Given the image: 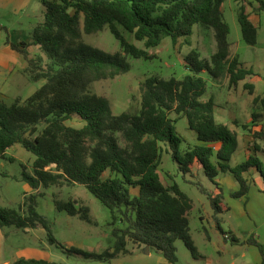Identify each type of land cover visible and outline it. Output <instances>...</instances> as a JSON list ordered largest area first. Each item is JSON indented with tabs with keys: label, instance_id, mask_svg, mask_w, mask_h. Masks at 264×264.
Segmentation results:
<instances>
[{
	"label": "trees",
	"instance_id": "1",
	"mask_svg": "<svg viewBox=\"0 0 264 264\" xmlns=\"http://www.w3.org/2000/svg\"><path fill=\"white\" fill-rule=\"evenodd\" d=\"M41 2L44 18L33 28L31 41L15 44L6 39L26 60L24 72L28 78L45 82L25 100L16 98L10 104L0 100V157L5 158L9 148L20 144L35 156L32 170L22 165L20 176L32 190L81 184L109 209L115 238L112 250L92 253L70 248L69 252L110 261L125 254L130 241L153 248L167 263L176 264L175 243L179 239L194 258L198 257L189 228L192 200L176 182L162 181V151L170 155L183 181L194 185L208 199L215 226L223 235L218 216L222 213L223 189L217 182L218 175L229 173L235 178L239 188L232 195L236 198L248 193L250 170L264 181V163L255 153L236 166L230 165L238 145L237 133L216 120L213 98L203 99L208 85L201 73L206 72L213 80L227 78L234 86L252 74L251 69L231 56L225 0ZM248 5L257 12L264 11V0H241L237 13L243 40L254 46L258 27L250 19ZM196 25L213 30L215 52L208 60L190 49L183 57L188 72L181 79L147 77L141 85L138 112L115 114L106 97L89 90L95 81L127 73L131 68L128 57L147 58L145 49L157 47L164 37H170L174 44L183 39L189 46ZM105 27L119 41V51L106 52L82 40V33H98ZM2 30L7 31L0 25ZM124 32L143 42L145 49L130 43ZM30 45L38 46L42 54L29 57L25 48ZM253 104L264 111V95L255 97ZM74 116L83 122L81 127L66 124ZM263 116L252 113V126ZM182 117L187 119L197 141L184 149V139L176 127ZM252 126L244 124L242 128L251 133L257 152L258 143H264V127L253 130ZM194 168L203 172L213 184L212 189L191 179ZM135 188L138 192L133 195L131 190ZM43 194H30L19 209L0 206V229L41 226L48 241L57 243L48 221L36 211L37 197ZM53 203L56 210L92 223L87 206L77 207L73 200L53 199ZM247 242L259 249L260 264H264V245L255 239ZM11 264L63 263L20 257Z\"/></svg>",
	"mask_w": 264,
	"mask_h": 264
},
{
	"label": "rangeland",
	"instance_id": "2",
	"mask_svg": "<svg viewBox=\"0 0 264 264\" xmlns=\"http://www.w3.org/2000/svg\"><path fill=\"white\" fill-rule=\"evenodd\" d=\"M241 0H225L224 16L229 25L231 56L238 58L243 67L252 70V74L236 86L230 85L227 79L213 80L203 72L200 75L207 81L208 89L204 98L212 96L218 108L215 117L226 118L239 117L238 127L240 138L251 134L243 129L252 118V113H259L260 109L253 104L255 97L264 95V11L253 10L248 5L251 19L258 27L256 45H248L242 38L237 13ZM256 5V3L254 4ZM44 6L41 0H7L0 3V25L8 30L0 32V44L8 38L18 44L19 41L30 42L33 28L44 18ZM81 18V25L83 16ZM126 39L145 49L143 42L137 41L133 35L124 32ZM82 40L91 46L98 47L106 52L120 50L119 41L115 39L108 27L93 34L82 33ZM33 47V49L31 48ZM31 48V49H30ZM195 49L201 58L210 59L216 50V42L212 29H206L196 25L191 36V44L188 46L179 39L174 44L170 37H164L162 42L153 48L145 49L147 58L135 59L128 57L131 68L127 73L113 79H105L93 82L89 90L108 99L115 114L121 112L135 113L141 107V85L143 81L152 75L164 78L175 77L181 79L187 74L183 57ZM29 57L42 54L39 48L30 45L25 48ZM22 55V54H21ZM23 57V55H22ZM19 81L10 92V96H20L25 99L35 92L45 80L31 81L27 75L18 72L15 76ZM251 85L252 88L248 87ZM10 104L14 99H5ZM239 103L240 113H235L234 103ZM172 117H176L171 113ZM232 121V120H230ZM227 122V121H221ZM67 125L81 127L83 122L74 116L66 121ZM179 134L184 142L181 148H187L195 144L196 134L188 128L187 119L180 118L176 123ZM17 148L8 150L5 158L0 157V206L19 209L24 198L30 194L44 193L37 197L36 211L45 217L50 225L51 232L57 243L48 241L46 230L41 226L25 232L14 227H5L6 243L4 252L7 256H15V251L24 246H42L51 252L54 261L63 264H169L164 262L160 252L143 244H134L128 241L127 252L117 255L110 261L86 258L83 255L68 251L70 248L81 249L86 252L102 253L112 250L115 238L112 235L113 225H110L111 215L93 194L83 185L72 184L62 187L50 186L39 190H30L25 193V182L20 179L22 163H26L28 170H32L35 156L25 150L20 144ZM264 163V158L259 156ZM30 159V161H29ZM244 161V158L240 162ZM52 168L54 165L51 166ZM159 172L165 184L176 182L180 189L192 200L193 206L189 211L190 235L198 250L199 256L193 257L182 240H176L177 262L176 264H260L259 249L247 241L255 239L264 245V193L252 190L240 198L234 197L228 183L224 184L222 203L228 206L227 211L220 213V225L225 233L223 235L215 226L212 218L213 209L208 199L197 188L184 182L177 172L176 164L166 152L161 153ZM193 180L200 181L205 187L213 188V184L198 168L193 169ZM107 175V174H106ZM190 178V177H189ZM250 190V189H249ZM53 199L67 201L73 200L76 206H87L92 223L84 221L79 216H70L64 211L56 210ZM211 216H209V214ZM116 226H121L119 223ZM235 238V239H234Z\"/></svg>",
	"mask_w": 264,
	"mask_h": 264
},
{
	"label": "crops",
	"instance_id": "3",
	"mask_svg": "<svg viewBox=\"0 0 264 264\" xmlns=\"http://www.w3.org/2000/svg\"><path fill=\"white\" fill-rule=\"evenodd\" d=\"M3 1H7V0H0V3ZM250 19H251V16H250ZM252 22H253V20H252ZM1 26H3V25H1ZM22 42H25V41H23V40L19 41L18 44H20ZM12 43H14V42H12ZM35 47L38 48V46H35ZM31 48L33 49L32 46H31ZM26 67H27V62L24 59V57H22V55L18 51L12 49L11 46L6 43V41L3 42L2 44H0V100H3V101L5 99H8V100L14 99L15 100L16 98H21L20 96L11 97L10 92L12 91L14 86H17L19 83L17 78H15L16 74L18 72H20V73L26 75L24 72ZM225 79H227V78H225ZM208 98H213V97L210 96ZM21 99L25 100L26 98L25 99L21 98ZM203 99L206 100L207 98H204V96H203ZM234 107H235V113H240L239 103H234ZM217 108H218V105L215 102L214 115H215V112H217ZM259 113H262L264 115V111L260 110ZM238 119H239V117H237V116H234V117L229 116V117L220 119L218 117V114H217V118H216V120L218 122L227 121L225 123L224 122H221V123L226 124L230 129L234 130L237 133L238 145H237L236 151L234 152V154L231 157V160H230L231 166H236V165L244 162L250 154H254V153L258 157L262 156L264 158V154L261 150V149H264V143L263 142L258 143L260 150L256 152L254 150V140H253L251 134H249L248 136L242 137V139L240 138V133L238 130V127H240V122ZM230 120H232V121H230ZM246 125H249V126L253 125L252 118L250 121L246 122ZM261 125H263V127H264V116L262 118H260V121L255 126H252V129L258 130ZM195 143H197V141H195ZM16 146H17V144H15L14 146H12L9 149L12 150L13 148H17ZM8 150L6 151V154H8ZM243 158H244V161L240 162V160ZM29 161H30V159H29ZM21 165H24L26 167V163H24V162ZM27 170H28V168H27ZM28 171H30V170H28ZM248 177L251 179L250 190H249L248 196L252 190H254V191L256 190L259 193H262V192L264 193V181L262 180L260 175L255 170L252 169V170H250ZM217 182L219 183L220 187L223 189V192H224L223 187H224L225 183H228L229 187H231V192H230L231 194L234 191H237L239 188L237 181L229 173H220L217 177ZM24 190H25V193H28L32 189L30 188V186L27 183H25L24 184ZM131 192L133 195H136L138 190L135 188V189H132ZM192 206H193V203H192ZM221 207H222V212L227 211L229 209V207L225 206L223 203H221ZM188 214H189V212H188ZM211 214L212 213H210L209 216H211ZM30 230H33V229L26 228L23 231L29 232ZM6 235L7 234L4 232V229H0V264H11L13 261H15L16 259H18L20 257L35 258V259H46V260L54 261V259L51 256V252L47 251V249L42 248L43 244L41 247L40 246H28L27 245V246H24V247L17 249L14 252L15 256H12V255L7 256L4 252V245L6 243ZM148 248H150V247H148ZM163 260H164V262H166L164 257H163Z\"/></svg>",
	"mask_w": 264,
	"mask_h": 264
}]
</instances>
